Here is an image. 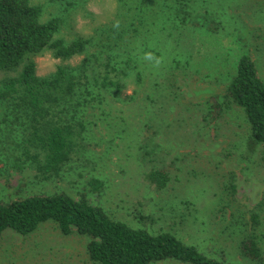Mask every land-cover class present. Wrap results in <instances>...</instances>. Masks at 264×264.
<instances>
[{"label":"rangeland","instance_id":"1","mask_svg":"<svg viewBox=\"0 0 264 264\" xmlns=\"http://www.w3.org/2000/svg\"><path fill=\"white\" fill-rule=\"evenodd\" d=\"M31 1L42 5V19L61 21L58 36L89 39L87 50L69 59L50 50L30 56L37 75L81 63L117 11L115 0ZM149 7L144 36L154 48V63L164 59L156 64L159 70L165 64L161 89L155 91L154 76L135 82L133 73L120 99L106 97L104 114L91 116L86 144L93 163L51 180H38L28 167L6 166L0 171V196L64 191L86 197L115 219L152 232L169 230L235 264H252L237 244L253 229L262 248L261 260L253 264H264V147L249 138L239 106L230 104L215 118L210 113L242 55L251 58L264 80V0H158ZM140 39L133 45L139 46ZM20 69L0 68V79ZM157 166L171 174L160 189L142 179L144 171ZM90 177L103 182L98 193L88 190ZM87 241L74 227L63 233L52 220L27 234L6 228L0 235V264H91ZM151 264L188 263L166 259Z\"/></svg>","mask_w":264,"mask_h":264},{"label":"trees","instance_id":"2","mask_svg":"<svg viewBox=\"0 0 264 264\" xmlns=\"http://www.w3.org/2000/svg\"><path fill=\"white\" fill-rule=\"evenodd\" d=\"M115 1L114 21L102 28V37L87 58L77 66L58 65L49 74L37 75L30 56L50 50L58 58L69 59L85 52L89 39L58 36L61 21L54 16L42 19L39 3L0 0V68L14 70L21 65L15 75L0 79V171L6 166L28 167L38 180H51L62 178L72 167L93 163L86 142L94 123L91 116L104 114L105 98L119 100L133 73L135 82L154 76L155 91L161 89L162 77L166 79L165 64L159 70L154 59L147 61L154 48L144 36L149 24L147 11L158 0ZM137 36L141 37L139 46L132 42ZM159 61L162 64L164 59ZM230 104L242 108L249 123V138L264 147V80L247 55L238 59L221 97L213 99L211 118ZM170 178L166 166L151 167L142 174L144 181L158 189ZM87 185L94 193L104 187L96 177H90ZM252 219L253 224L258 223L256 214ZM46 220L54 221L63 233L74 227L87 236L91 264H151L166 259L188 264H235L201 251L169 230L152 232L115 219L86 197L76 199L64 191L0 196V235L6 228L27 234ZM237 248L252 264L262 258L253 229L239 240Z\"/></svg>","mask_w":264,"mask_h":264},{"label":"clouds","instance_id":"3","mask_svg":"<svg viewBox=\"0 0 264 264\" xmlns=\"http://www.w3.org/2000/svg\"><path fill=\"white\" fill-rule=\"evenodd\" d=\"M146 58H147V59H155V57H154L153 54H151V53L147 54ZM156 62H157V64L159 63L158 60H157Z\"/></svg>","mask_w":264,"mask_h":264}]
</instances>
